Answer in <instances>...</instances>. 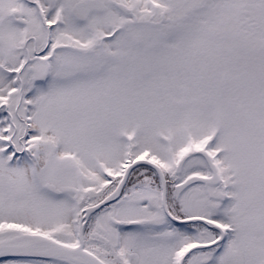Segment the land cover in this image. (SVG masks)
<instances>
[{"label": "snow or ice", "instance_id": "1", "mask_svg": "<svg viewBox=\"0 0 264 264\" xmlns=\"http://www.w3.org/2000/svg\"><path fill=\"white\" fill-rule=\"evenodd\" d=\"M0 264H264V0H0Z\"/></svg>", "mask_w": 264, "mask_h": 264}]
</instances>
